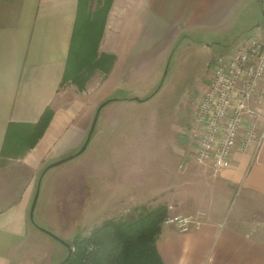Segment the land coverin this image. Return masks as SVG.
Masks as SVG:
<instances>
[{"label": "crops", "instance_id": "obj_1", "mask_svg": "<svg viewBox=\"0 0 264 264\" xmlns=\"http://www.w3.org/2000/svg\"><path fill=\"white\" fill-rule=\"evenodd\" d=\"M253 1L111 0L105 14L95 17L90 8L80 16V0H0V264H14L21 255L19 264L34 245L28 242L35 236L28 210L37 172L48 158L74 149L87 130V113L76 116L62 104L65 81L85 86L89 108L115 91L126 92L124 73L145 60L148 45L160 40L163 47L174 38L172 23L183 20L185 11L195 14L186 20L188 29H211L222 41L210 45L230 51L246 38L225 44V32ZM258 21L248 29L257 33ZM47 108L54 115L42 135L31 147L21 144ZM194 136L179 164V195L165 199L167 216L182 214L192 222L187 231L161 226L159 257L164 264H264V141L256 157L251 147L234 149L229 167L215 172L193 162ZM179 142L191 145L184 137ZM234 193L238 200L224 217Z\"/></svg>", "mask_w": 264, "mask_h": 264}, {"label": "rangeland", "instance_id": "obj_2", "mask_svg": "<svg viewBox=\"0 0 264 264\" xmlns=\"http://www.w3.org/2000/svg\"><path fill=\"white\" fill-rule=\"evenodd\" d=\"M97 1L80 0V16L87 15L88 8L92 14ZM259 2L254 0L247 6L236 26L225 32V44L234 36L239 41L255 33L248 28L256 24L264 11V3ZM194 17L195 14L185 11L181 15L183 20L172 23L177 30H171L175 36L173 39L169 36L168 44L161 47V41L157 40L156 45L151 43L146 47L149 51L142 57L145 60L135 61L121 78L123 90L128 93L118 90L105 97L149 98L141 102L120 99L107 104L99 114L88 148L44 175L34 213L39 225L72 243L75 236L88 235L107 221L123 219L133 222L155 209H160L158 214L150 217L155 220L147 218L141 224L150 232L157 226L160 231L166 224L167 212L162 217L158 215L167 202V195H175V198L179 195L175 183L184 170L179 169V164L185 149L195 144L191 117L204 85L211 77V64L215 56L233 51L241 44L236 43L230 51L220 45L213 44L212 47L210 44L222 39L219 41L209 28V31L195 27L188 29L186 20ZM260 19L262 25L264 14ZM163 48L165 51L161 53ZM155 53V58L159 57L157 60L150 58ZM166 66L167 75L157 90ZM121 81L117 79L116 84ZM79 83L84 84L83 81ZM84 89L85 86L79 89L73 82L65 81L60 90L66 93L62 104L68 105V112L75 109L76 116L87 113L88 125L82 141L74 149L48 158L37 172L36 180L46 164L76 152L82 145L100 103L87 107ZM47 115L49 118V113ZM53 115L54 110L52 118ZM180 137L189 139L191 145L183 147ZM17 143L14 138L12 144ZM237 200L238 194L234 193L224 217L231 215V208ZM32 231L35 236L28 242L34 245L23 253L19 264H59L66 249L34 227ZM20 257L13 263L18 264Z\"/></svg>", "mask_w": 264, "mask_h": 264}, {"label": "built area", "instance_id": "obj_3", "mask_svg": "<svg viewBox=\"0 0 264 264\" xmlns=\"http://www.w3.org/2000/svg\"><path fill=\"white\" fill-rule=\"evenodd\" d=\"M211 70L191 117L199 137L193 158L219 172L231 164L234 149L251 147L256 157L264 141V21L238 48L215 56ZM191 222L181 214L164 220L180 231Z\"/></svg>", "mask_w": 264, "mask_h": 264}, {"label": "trees", "instance_id": "obj_4", "mask_svg": "<svg viewBox=\"0 0 264 264\" xmlns=\"http://www.w3.org/2000/svg\"><path fill=\"white\" fill-rule=\"evenodd\" d=\"M98 1H100L99 5L97 4V8L93 11L95 14L92 12L95 17L104 15L111 3V0ZM261 21L262 19H259L257 24ZM126 98V96L119 97V99ZM47 113H49V118ZM52 113L53 109L47 108L33 126L29 137L21 144L25 145L29 141L30 147L33 146L47 128ZM159 211L160 209H155L142 217L143 219L133 222L123 219L107 221L88 235L75 236L72 243L69 242L73 251L66 264H164L155 247L159 233L158 226L155 231L150 232L145 229V225L141 224L147 218L150 220V217L154 213L158 214ZM161 211L159 217L167 212L165 205L162 206ZM154 220L153 218L150 221Z\"/></svg>", "mask_w": 264, "mask_h": 264}, {"label": "water", "instance_id": "obj_5", "mask_svg": "<svg viewBox=\"0 0 264 264\" xmlns=\"http://www.w3.org/2000/svg\"><path fill=\"white\" fill-rule=\"evenodd\" d=\"M259 1L261 3H264V0H259ZM263 14H264V11H263ZM259 26H260V24H257L256 25V27H259ZM166 75H167V66H166L165 71H164V73L162 75V79L160 81V84L157 87V90L162 85L163 80L166 77ZM157 90H155L150 96H153ZM148 98L149 97H147V98H140V97L134 96V97H127L126 99L131 100V101L141 102V101L146 100ZM118 100H120V99L119 98H113V97H111V98L105 99L104 101L100 102L98 104V106L96 107V109H95V112H94L92 121L90 123V126L88 128L86 137H85L82 145L80 146V148L76 152H74V153H72L70 155H67L65 157H62L60 159H57L55 161H52V162L46 164L43 167V169L41 170V172H40V174H39V176L37 178V181H36V184H35V190H34V193H33V196H32V200H31V203H30V206H29V210H28V219H29L30 224L35 229H37L38 231H40V232L44 233L45 235L49 236L50 238H52L53 240H55L56 242H58L60 245H62L66 249V255L60 261L59 264H66V262L71 257V254H72V251H73V247L71 246V244L68 241L60 238L59 236H57L56 234H54L52 231H50L47 228L39 225L36 222L35 218H34V213H35V209H36V206H37V201H38L39 194H40V189H41V182L43 180L44 175L50 169H52V168H54V167H56L58 165H61V164L65 163V162H68V161L76 158L77 156H79L80 154H82L86 150V148L88 147V145L90 143V140H91L92 134L94 132V129H95L96 123L98 121V117H99V114H100L101 110L107 104H109L111 102H114V101H118Z\"/></svg>", "mask_w": 264, "mask_h": 264}]
</instances>
